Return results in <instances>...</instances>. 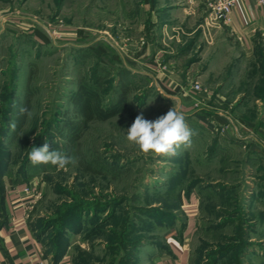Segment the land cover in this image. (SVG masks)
<instances>
[{
	"label": "rangeland",
	"instance_id": "1",
	"mask_svg": "<svg viewBox=\"0 0 264 264\" xmlns=\"http://www.w3.org/2000/svg\"><path fill=\"white\" fill-rule=\"evenodd\" d=\"M182 1L0 0V175L33 184L30 225L50 263L158 264L190 229V264H264V152L225 128L264 133V41L236 61L243 47L209 21L207 1L169 11ZM82 85L114 115L85 124ZM172 106L194 132L190 148L166 157L127 141L137 115ZM45 143L78 163L32 165ZM192 193L200 211L188 228Z\"/></svg>",
	"mask_w": 264,
	"mask_h": 264
},
{
	"label": "crops",
	"instance_id": "2",
	"mask_svg": "<svg viewBox=\"0 0 264 264\" xmlns=\"http://www.w3.org/2000/svg\"><path fill=\"white\" fill-rule=\"evenodd\" d=\"M190 1L183 0V3L173 5L170 8V12L179 7L184 9L185 13H189V7H191ZM189 3V5H188ZM188 7V8H187ZM194 7V6H193ZM195 12V11H192ZM232 20L229 24H224L236 39L241 43L243 49L241 55L236 57V61L246 62L257 57L256 55V38L264 41V4L259 3L258 0H239L232 10ZM165 23V22H164ZM167 25V24H166ZM39 45L47 43L43 38L36 35L35 38ZM242 57V58H241ZM174 82V79L169 78ZM172 83V82H170ZM176 83V80L175 82ZM174 83H172L174 85ZM171 84V85H172ZM172 85V86H173ZM222 125L226 126L227 119L223 117ZM227 128L226 139L239 143L243 148L250 150L255 156H259L264 152V133L258 129L254 131L244 130L240 126L234 124L229 125ZM254 157V155H253ZM5 184V221H3L0 215V264H51L50 260L46 257L42 240L38 238L36 232L30 225V220L25 217V209L23 202L27 200L28 195L25 192L28 182H14L4 179ZM31 184V183H30ZM33 185V184H32ZM255 193L253 198H255ZM264 198V197H263ZM187 211L189 220V226L194 224L195 218L199 213L200 199L193 193L188 197ZM187 230V229H186ZM183 231L178 241H173L170 244V248L166 249V254L161 253L158 255L160 261L158 264H190L191 251L190 240L187 238V231ZM153 256V258H156ZM58 264H69L68 261L62 260Z\"/></svg>",
	"mask_w": 264,
	"mask_h": 264
},
{
	"label": "clouds",
	"instance_id": "3",
	"mask_svg": "<svg viewBox=\"0 0 264 264\" xmlns=\"http://www.w3.org/2000/svg\"><path fill=\"white\" fill-rule=\"evenodd\" d=\"M20 114L29 118L32 115L26 107L20 108ZM193 135L194 132L186 123L183 113L172 106L166 114L155 120L145 119L143 114L137 115L127 129L126 139L129 143L136 145L144 154L172 157L178 154L181 147L190 148L192 146ZM28 158L34 166L50 164L58 169H66L67 166L78 163V158L75 156L50 150L48 143L41 147H32Z\"/></svg>",
	"mask_w": 264,
	"mask_h": 264
},
{
	"label": "trees",
	"instance_id": "4",
	"mask_svg": "<svg viewBox=\"0 0 264 264\" xmlns=\"http://www.w3.org/2000/svg\"><path fill=\"white\" fill-rule=\"evenodd\" d=\"M36 35L43 38L45 41H48V38L42 34L41 32L37 31ZM260 38V37H259ZM259 38H256V45L257 42L260 40ZM75 104L78 106L80 113H83L82 115L85 118V124L89 121H92L96 118H102V119H107L109 117H111L112 115H114L115 110L111 111V112H107L105 113L104 109L101 106V103L97 100L96 95L94 92H92L87 86L82 85L80 86L79 91L77 92L76 96H75V100H74ZM12 104H14V100L11 101ZM13 109H11L10 114L13 117H16L15 112L16 109L14 108V105L12 107ZM26 108H28V106H26ZM14 113V115H13ZM23 116V117H22ZM21 118V125L24 123V119L26 115H22ZM217 123L222 125V121H224L222 117L217 116ZM202 120H204V118H202ZM76 130L72 132V134L69 136L68 139H73V135H75ZM25 169H27V165L25 167ZM27 171V170H26ZM28 173V172H27ZM25 175L26 172H25ZM30 175V174H28ZM0 215L3 219V221H5V208H4V203H5V184H4V179L6 178V175L1 174L0 175ZM29 178V177H28ZM14 182H27V180L22 181L20 178H16L13 180ZM38 238L41 239V236H39L37 234ZM60 262V260H53L51 264H58Z\"/></svg>",
	"mask_w": 264,
	"mask_h": 264
},
{
	"label": "built area",
	"instance_id": "5",
	"mask_svg": "<svg viewBox=\"0 0 264 264\" xmlns=\"http://www.w3.org/2000/svg\"><path fill=\"white\" fill-rule=\"evenodd\" d=\"M209 7V21L210 22H222L223 24H229L232 20V10L239 0H206ZM259 3L264 4V0H258ZM198 88V86H197ZM221 126V125H220ZM239 126L244 129V126L239 124ZM224 130V127L222 128ZM28 195L27 200L23 202V207L25 209L26 219L30 218V213L33 210L34 204L36 202L35 188L32 184H29L25 189Z\"/></svg>",
	"mask_w": 264,
	"mask_h": 264
}]
</instances>
